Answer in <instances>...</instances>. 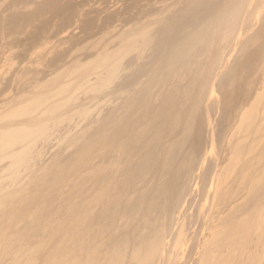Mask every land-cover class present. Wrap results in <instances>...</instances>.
<instances>
[{"label":"rangeland","instance_id":"374dc122","mask_svg":"<svg viewBox=\"0 0 264 264\" xmlns=\"http://www.w3.org/2000/svg\"><path fill=\"white\" fill-rule=\"evenodd\" d=\"M230 2H232L233 6L230 5ZM240 3H242V7H239ZM233 7H236L235 11L239 9L240 13L235 12V15ZM219 13L222 16L225 14L224 18ZM231 13L234 15L232 14L233 17L229 18ZM226 14L229 17H226ZM234 16L235 19H232ZM229 19L232 20L229 23H224L225 21H229ZM234 20L235 22H233ZM220 22L222 26L219 25ZM211 23L215 24V31H213ZM228 27L231 28L228 32L232 34L227 32L226 29ZM144 28H146V32L152 38L150 46L146 48L141 46L139 35H137L138 37L133 36ZM194 30L197 31V33L195 32L196 34L200 33L198 34L200 37L199 41H203L204 39V44L203 42L201 44L199 41H196V38L194 40L190 38ZM226 33L229 34H227V37ZM131 34L132 38H130ZM187 34L189 37L186 36ZM190 34L192 35L190 36ZM223 34L227 40L225 37L224 41L223 38L221 39ZM184 37L190 38L191 41H188ZM184 39L188 41L187 45L190 42L191 48L187 47ZM179 40H182L180 43L184 42V44L178 43ZM192 40L193 42L195 41V45L196 43L198 44L196 47L192 43ZM130 41L136 48H128ZM176 42L179 45H176ZM210 42L211 44H209ZM191 43L193 46H191ZM183 45H186V48ZM173 46L176 47L174 48L175 50L172 49ZM179 46L180 48L182 46L181 49L189 48L190 52L188 56H182L178 62L173 59V62H171L170 54L173 51L177 53V51L181 50L177 48ZM222 49L224 54L221 56L225 60L222 57L220 59L224 61L225 65L222 61L220 62L222 63V67L220 64L219 67L217 64L220 60H216L218 57L216 54ZM110 51L114 55L111 61L116 65H122H120L121 67L118 66V68H121L120 72L118 69V77L116 76V79L114 77L115 80L111 78V82L113 83H108L109 85H107L104 78L108 76V60L110 58L107 57V53ZM139 51H141V57L136 61L140 53ZM169 51L170 54H166ZM223 51L220 52L223 53ZM199 55L201 61H198L199 58L197 57ZM183 58H186V61ZM157 59H161L162 63L165 62L167 67L168 59H170L171 64L174 63L172 64L173 67L172 65L168 67L169 69L165 65L163 67L161 66V62H159L161 67L157 66ZM189 59L191 62L190 68L186 66V64L190 63ZM130 62H136L137 65L125 70ZM203 66L205 69H203ZM156 67L157 69L160 67V70L158 69L159 72H156L157 69L156 71L153 70L154 72L152 71V68ZM162 67L165 70H161ZM214 71H216V76L214 74L209 75L211 72L215 73ZM150 72L152 74H149ZM155 72L161 75V79L159 74H157L158 78L156 74L153 76ZM160 72L164 73L161 74ZM97 73H101V77L98 80L96 78ZM126 77H129L130 81L133 79L134 82L137 80L138 83L140 82L141 85H137L140 88L136 85V87L132 86L136 88L132 92L135 91L137 95L142 91L150 92L153 90L152 93H149L151 104L155 101L152 97L156 93H160L162 97L160 98L159 96V100H157V103L158 101L159 103L154 102L155 104H150L148 110L152 106L153 108L159 106L160 108L156 109L166 108L170 111L167 110L170 119L167 118L163 121L164 125H162L163 122L158 124L160 132H162L160 136L161 141L157 145L160 146L159 149L158 147H154L155 145L153 146L151 142L152 147L149 144L145 146L150 151L144 148V152H151L148 155H151L152 152H154L153 154L159 153L161 155L162 153L163 155L165 152L160 151V149L164 150L170 140V142L175 141L176 133L179 132L177 138L180 147L178 146L179 149H177L176 145L174 146L176 150L173 149L171 151L172 155L174 152L173 163L178 164L183 159L182 157L190 153L192 148L195 147L197 139L195 135L198 133V128H201V137L205 142L203 146L206 147H203V150H206V160L201 173H206L207 168V171L211 167L213 168L215 161L221 159L224 161L223 165L227 168L223 172L236 177L235 175L239 173L242 167L243 159H249V156H259L262 148H264V0H245V3L244 0H0V144L9 141L4 149H0V264H48L46 261L52 257H56L55 260H57L63 254V259L58 258V260H67L65 261L67 264L74 263V252H72L73 256H71L72 254L70 255L69 250H65L62 246L64 247L65 242L68 241L73 243L72 245L69 243L68 246H74L71 237H73L75 229L74 220L76 218L74 217L77 215L75 212L85 211L84 207L87 208L89 205L86 206L88 203L87 201L84 202V200L93 191L91 189V194H89L90 185L87 183L89 174L86 172V169L88 170L86 166L89 164L87 160L90 157L85 161L80 160L78 156L82 153L81 150L90 149V142H93L94 137L98 140L97 142L95 140V143L99 146L94 145L95 143L92 144L94 147H97V151L100 147V151L104 150L103 147L108 142L106 137L107 130L102 131V129L105 130L107 128L106 115L110 108L117 106L120 109L121 105V103L117 102V100H120L117 93L118 98L113 99V102L116 101V103L111 102L110 105L113 104L109 107L107 93L112 90L115 91V89L119 91V85L123 83ZM156 80H161L162 84ZM134 82L132 81V84ZM156 82H159V84L155 85ZM211 83H213L212 86L210 85ZM150 84H154L156 87ZM149 87L151 90H148ZM154 87L156 89H152ZM207 88L210 89V92L206 90ZM142 94H139V97H142ZM202 94L206 96L204 97ZM143 95L148 98L147 92ZM199 95L200 97H198ZM145 101L144 106L149 102L147 99ZM115 110L117 111L118 109ZM121 110H118L119 115L125 114L123 117L130 115L128 114L130 111ZM143 110V112L149 113L147 108ZM179 110L181 112H178ZM139 114L142 115L143 113L136 112V115ZM176 114L180 116L176 120L177 123L173 121L175 122L174 125L169 124L175 116L177 118ZM186 115L188 116L186 117ZM32 119L34 122H32ZM105 121L107 123L103 125ZM22 123L26 124V126L7 130L8 127ZM120 124L122 123H117L118 126ZM175 129L176 131H174ZM254 130L256 133H254ZM45 131L48 134H44ZM103 132L106 134L104 135ZM96 133L100 134H97V136ZM170 134H172L171 137ZM100 135L102 139L99 138ZM150 135L147 134V137L145 136L147 140L151 139ZM231 135L232 137H230ZM248 135L252 139H255V143L250 144L249 138L246 139ZM180 137H183L182 140H185L182 141ZM179 139L183 142L182 144L179 142ZM101 140L105 141L102 143ZM237 141H239V146L233 147L232 151L231 148ZM101 144L105 145L102 146ZM163 144L166 145L164 148ZM249 145H253L251 149L248 148ZM86 146L89 147L87 148ZM11 148L18 149V152L12 157H5L4 154L6 155ZM231 152L232 157L230 156ZM90 153L91 151L89 155ZM148 155L147 161L149 162L147 163L142 158V154L134 156V163L137 165L142 164L141 167L145 166V176H148H146V182L148 180L147 191L145 190V195H142L144 198L146 197V200L138 192H135L141 187L140 183L135 186L136 188H131V191L129 190L130 192L134 191L129 198L131 200L127 197V200L130 202L123 199L125 201H122L121 205L119 204L120 206L118 205V208L115 210L116 212L114 211L115 208L113 209L115 212L114 217L117 218L115 219V223H113L115 225L111 226V229L113 231L117 227L116 231H113L116 234L112 233L111 236L108 231L102 235L99 240L100 246L97 249L101 256L103 255L104 247L106 249L108 246L106 244H110L111 242L107 238L109 237L107 235L112 237H110L112 241L117 242V239L122 237V234L128 233V231L129 233L132 232L137 224L143 222L145 208H150L151 206L148 199H155L156 196L159 197L157 185L155 186L156 181L154 180L153 185V180L151 179L155 173H160L161 175V165H159L160 162L152 159V157L156 158L158 155ZM162 155L161 157H163ZM28 157H31L28 165L17 168L18 159L26 158L27 161ZM167 157L164 155L163 158ZM77 159L81 161L82 166L79 165L81 163ZM238 159L240 160L239 162H237ZM100 160L102 159H98V161ZM262 162L264 163V161ZM73 163L74 165H72ZM177 164L172 166L176 168ZM258 165L250 172L254 187L252 196L254 198H252V205L253 207L255 206V209L253 208L254 215L255 212H258L257 209L261 210V207L264 208V202H261L263 198L259 199L260 193L262 194V191H264V172L262 171L264 167ZM88 166L90 167V165ZM153 166L157 169L159 168V170L155 169V171ZM261 167L263 168L261 169ZM171 170L173 169L171 168ZM171 170L170 173H172ZM233 170L235 172L231 173ZM74 171L77 174H81L75 175ZM175 171L173 170V172ZM86 175L87 178H85ZM103 176L101 175L100 178ZM133 176L134 180L139 177L135 173ZM157 176L155 179L158 178ZM232 177L229 180L231 182L233 180ZM166 178L165 180L168 181L170 176ZM78 181H80V184L83 181L84 186L81 185V187L85 191L78 188L80 186V184L78 186ZM149 181L151 182L149 183ZM179 184H181V181ZM155 187L158 194L155 193L154 195L155 190L152 189ZM199 187L202 188V184ZM230 188L235 190V186H231ZM81 190L84 192L88 191V194L83 193ZM74 193L77 195L75 196ZM152 193L153 197H151ZM80 194L83 196L85 194L88 197L84 196L85 198L83 199ZM138 195H140L143 202L141 199L138 202ZM157 197L156 199L159 200L160 197ZM156 199L155 201H157ZM78 201H82L83 204L80 202V205L83 206L77 205ZM125 202L126 204L128 203V208L133 210L130 211L133 218H130V223L126 226L127 218L125 217L129 209L125 207ZM208 202H204L201 197L193 200L188 205L190 206L188 211H190L189 213L187 212L189 215L186 217V220L192 215L188 221H191L193 218H195V220L193 219L194 222L198 221L202 215L200 213L199 216L198 212H202V210L205 212L208 209L207 207H209ZM129 203L131 204L129 205ZM76 207H80V209L78 208L79 210L77 211ZM96 208L91 212V215H94L92 213L95 212V217L90 215L92 217L91 220L88 217L84 220V223L100 219L98 218L100 210L98 207ZM140 208L141 210L139 211ZM135 210L136 212H134ZM148 213L151 215V212ZM149 214L146 213L145 215ZM238 215L240 213L236 214V216ZM240 217L238 216V219ZM255 217L252 223L254 226H251L253 231H250V233L253 232L250 238L252 242L248 243V249H245V246L241 247L239 245L234 264H238V262L239 264H264V224L260 231L257 230L259 222ZM93 218L96 219L92 221ZM101 220H99L100 222L97 221V223H102ZM108 221H106V224ZM193 221L192 224L198 227L200 223L194 224ZM190 227L192 226L190 225ZM190 229L189 227L187 228V236L184 238L187 242L183 240L186 245L182 243L183 248L181 247V252L180 248H178L179 252L176 251L174 253V249L172 253V255L176 254V256H179L178 253H180L181 257L183 255V259H186L187 263L180 256L182 261L175 256L180 262H184L181 264H197L198 259L195 260L196 258L194 259V257L200 255L198 254L199 252L201 253L200 250L196 251L195 256L194 250L196 247L192 248L196 242L193 233L197 228L194 230ZM113 235L117 236V238L115 237L116 240L115 238L113 240ZM238 243L241 244V241ZM65 248H68L67 245ZM61 249L68 251L70 256ZM5 251L8 252L5 254ZM182 251L185 254H182ZM191 252L194 254H191ZM65 253L68 256L67 258ZM3 254L5 255L3 256ZM44 255L49 259H45ZM199 257L201 255L197 258ZM53 258L52 260L55 261ZM242 259L245 260L243 261ZM192 260L196 261V263ZM236 260L238 261L236 262ZM174 262L175 264L180 263L178 260H174Z\"/></svg>","mask_w":264,"mask_h":264},{"label":"bare ground","instance_id":"6f19581e","mask_svg":"<svg viewBox=\"0 0 264 264\" xmlns=\"http://www.w3.org/2000/svg\"><path fill=\"white\" fill-rule=\"evenodd\" d=\"M230 3H231L230 5H232V2H230ZM244 3H245V0H244ZM241 4L242 3H240L239 7L241 6ZM228 7H231V6H228ZM235 9H236V7L234 8V11H233L234 14H235V12L236 13L237 12L240 13L239 9H238V11H235ZM227 10H228V8H227ZM233 13H231V15ZM219 15H221V13H219ZM231 15L229 17L228 14H226V17L227 16L229 18L233 17V15L232 16ZM224 16H225V14H224ZM224 16H222V17L224 18ZM226 19H228V18H226ZM232 19H235V16ZM231 20L230 19H229V21H225L224 20L225 21L224 23H226V22L229 23ZM233 22H235V20ZM211 24L213 25V23H211ZM219 25H221V22H220ZM225 25H227V24H225ZM216 27L218 28V26H216ZM148 28H147V31H148ZM230 29L231 28L228 27V29H226L227 32L230 31ZM233 30H232V32L235 31V30L234 31ZM213 31H215V24L213 25ZM195 32L197 33V31L194 30V33ZM208 32H205V33H208ZM191 33H193V32H191ZM194 33H193V35H194ZM196 33L194 35L195 37L192 34H190V36L191 35L193 36V37L191 36L190 38H193V40H194V38H196V41H199L200 37H199L198 34H200V33H198V34H196ZM228 33H231V32H228ZM228 33H226V37L229 35ZM203 34H204V31H203ZM203 34H201V35H203ZM224 34L221 37V39L223 38V41L226 38ZM137 35H139V37L141 38V46L143 48H146V47L150 46V44L152 42V38H151V36H149L148 32H146V28H144V29L140 30L139 32H137V34L135 33V35H133V36L138 37ZM130 36H131L130 38H132V34ZM186 36H188V34ZM208 36H210V35H208ZM126 38H128V37H126ZM184 38H187V37H184ZM190 38H187L188 41H191ZM204 38H206V37H204ZM230 38H232V37H230ZM212 39H211V41H212ZM193 40H192V43L194 44L195 41L193 42ZM201 40H202V37H201ZM219 40H220V38H219ZM226 40H227V38H226ZM181 41L179 40L178 43H180ZM188 41L185 40V44L186 45H187ZM199 42L201 44L203 42V44H204V39H203V41H199ZM178 43L176 42V45H179ZM192 43H191V46H193ZM180 44H184V42H182ZM209 44H211V42ZM186 45H183V47L186 48ZM197 45L198 44L196 43L195 47ZM134 47H135L134 44L130 41V43L128 44V48L129 49H131V48L133 49ZM187 47H190V42L188 43ZM168 48L170 49V47H168ZM174 48H176V47L173 46L172 49H174ZM177 48H180V46L177 47ZM181 48H182V46H181ZM183 49L177 51V53H175L173 51L170 54V51H172V50H170L169 53H166L168 55L170 54V56H171L170 57L171 60L168 59V62H170V61L173 62V60L174 61L176 60V62H178L182 56H186V55L188 56V53L190 52V50H188L189 48L188 49H184V50ZM192 49H191V51H192ZM206 50H207V48H206ZM194 51H195V48H194ZM220 51H223V49L220 50ZM220 51H219V53L216 54L218 56L216 60H220L217 65H219V64L221 65L222 63H220V62L223 61L220 58L223 56L224 51H223V53L220 52ZM139 52L140 53L138 54L136 61L139 60L140 57H141V51H139ZM201 53L203 54L204 52H201ZM107 54H108L107 57L110 58L108 60V76L106 78H104V79H105V83H107V85H109V84L113 83V82H111V78H113L112 80H115L116 76L118 77L117 72H118V69H119V72H120V69H121L120 65H122V64L116 65L113 61H111L112 60L111 58L114 57V55L112 54V51H110ZM168 55H167V58H168ZM199 57H200V55L197 58H199ZM201 57H202V55H201ZM185 59L183 58L184 61H186ZM200 59L201 58H199L198 61H201ZM222 59H224V58L222 57ZM160 60L157 59V61H158V62H156L157 66L159 65V62H161ZM168 62H167L168 67L171 66L172 64H174V63L171 64V62L170 63H168ZM189 62H190V59H189ZM156 63H155V65H156ZM163 63H165V62H163ZM163 63L161 64V66H163V67H164V65L166 66V63L165 64H163ZM182 63H188V62H182ZM198 63H200V62H198ZM223 64L225 65L224 61H223ZM136 65H137L136 62L135 63L134 62L133 63L130 62L128 64V66L125 68V70H128L130 67L133 68ZM190 65H191V62L189 64H186V66H188L189 68H190ZM220 65H219V67H220ZM118 66H120V67L118 68ZM160 67H158L159 70H160ZM163 67H162L161 70H165V69H163ZM172 67H173V65H172ZM172 67H170V68H172ZM221 67H222V65H221ZM167 68H166V70H167ZM211 68H213V67H211ZM123 69H124V67H123ZM156 69H157V67L154 68V69L152 68V71L153 70L156 71ZM158 69H157L156 72H159ZM203 69H205V67ZM203 69L201 68V70H203ZM216 70H218V69H216ZM151 72L149 74H152ZM156 72L153 73V76L155 74L156 75L159 74V73H156ZM214 72L215 73H213V72L209 73V75H212V74L215 75L216 71H214ZM218 72H219V70H218ZM160 73L163 74L164 72L163 73L160 72ZM100 77H101V73H97V77H96L97 80ZM114 77H115V79H114ZM129 77H130V75H129ZM129 77L124 78L123 83H121L119 85V87H120L119 91H116V89H115V91L112 90L113 92L111 91V92L107 93V98H108V101H109V107L112 106V104L114 102L116 103V101L113 102V99L118 98L117 97L118 95H119V99L121 100V102H120V100L119 101L117 100V102L121 103V105H120V109L117 108V106H114V107L110 108V110L108 109L109 111H108V113L106 115L108 123L105 121V123L103 124V125H106V123H107V125H106L107 128L105 126H103L106 129L105 130L102 129V131H106L107 130L106 137H107V141L108 142H106L107 144L105 143L106 146L103 147L104 150L102 149L103 151H100L101 150V147H100V149L98 148L99 149L98 150L99 153H98L97 147L99 145L97 146V144L95 143V140H96V142L98 140L94 137V140L91 139V138L90 139L93 140L92 143H95L94 145H96L97 147H94V145L90 142L91 146L90 145H89L90 147L88 146L90 149H87V150L85 149L84 151L81 150L82 153L78 156V158H80V160H85V161L90 157L89 160H87V161H89L88 165H90V167L88 165L86 166L88 168V170L86 169V172L89 174V178H87L88 174L85 176V178L89 179V180H87L88 181L87 183H89L88 185H90V188L87 186L90 189V190L88 189L89 190V194H91L90 192L92 190L93 191H92V194L89 197L84 194V196L88 197V198H86L84 200V202L87 201L88 204H86V206L89 205L87 208L84 207L85 211L83 209H82L83 211H78L80 209V207L83 206V205H80V202H82L83 199L85 198L82 194H80V195H82L83 199L80 202L78 201L77 205L80 206V207H78L79 209L76 207L78 213L75 212L77 215H75L76 217H74V218H76L75 220H77V221L74 220V222H75L74 228L75 229L73 231L74 232L73 237H71V240L73 239L74 246H70L73 243H70L68 241V242H65L64 247L62 246V248H64L65 250H69L70 255L72 254V252H74L73 253L74 254V263L73 264H173V263L175 264L174 260H178V262H180V260L182 261L183 255L181 257L180 253H178L179 256L182 258L181 259L178 255L176 256V254L172 255V253L174 252V249H175L174 253H176V251L179 252L177 250L178 248H180L179 250L181 252L182 243L187 242L184 238H185V236H187L186 235L187 231H188L187 228L189 227V230H191L190 228H192L193 230L196 229V228L197 229L199 228V230L197 231V229H196V231L194 233H193V230H192L193 236L196 239V240L194 239L196 242L193 240V242H195L194 243L195 246L193 245V247H192L193 249H194V247L197 248V250H196V248L194 250L195 251V256H196V251L197 252L199 250L201 251V253L200 252L198 253V254L201 255V257L197 258L198 256H200L198 254H197L198 256L194 257V259L196 258L195 260L198 259L197 260V262H198L197 264H234L235 263V258H237V251L239 249V245H241V247L245 246V249H248L247 245H248V243H250V241H251V239H250L251 238V233H253V232L250 233V231L251 230L253 231L252 227L254 225L252 223L255 220L254 217L256 216L255 218H257L256 220H258V222H259L257 230L260 231L262 225L264 224V208L261 207V205H260L261 210L257 209L258 212H255V215H254L255 206L253 207V205H252V201L254 199L252 197L253 196V191H254L253 188L254 187H253V179L250 176V172L252 170H254V167H256V165H258L259 163L264 161V148H262V152H261V154L259 156H255V157L254 156L253 157L249 156V159H243L242 167H241L239 173L237 175H235L236 177L233 176L234 178L231 176V174H226V173L223 172V170L225 171L227 168H225V165H223L224 161H222L221 159L220 160H216L215 164H213L214 165L213 168L211 167V169H209L208 171H207V169H208L207 168L206 169V173L202 174L201 170L204 167V162L206 160V150H203V147H204L203 143H205V142L203 141V139L201 137V128H198V124H197V128H198L197 132L198 133L195 135V137L197 136L196 145L193 143L195 145V147L192 148L190 153H188L187 155L182 157L183 159L181 158L182 160H180L178 164L174 162L175 164H177L176 168H174V166H175V164L173 163V161H174L173 160L174 152H173V155H172L171 151L173 149L176 150L175 147H174L176 145H177L176 147H178V146L180 147V145L178 144V138H177V135H178L179 132L176 133L177 134L176 137L174 136L177 139V141L174 138L175 141L170 142L171 140L169 139L170 141L168 142L169 144H167V147H165L166 146V145H164L165 143L163 144V148L165 147L164 150L162 148L160 149V151L162 150V152L163 151L165 152L163 155L158 150L160 146H157L160 143V141H161L160 140L161 139L160 136L162 134V132H160V127H158V124L162 123L163 121H165L167 118L170 117V115H168V111L169 110L166 109V108L165 109H156V108H160L159 106L155 107V108H153V106H152V108H150L148 110V108L150 107L149 105L151 104V102H150L151 100L149 101V99H151L149 93H152L153 90H151L150 87H149L148 90H151L150 92H148V91H144L143 92L142 91L143 94L145 92H147L148 98H146L147 97V96L145 97L146 94L143 95L142 92L139 93V94H142V97H139V94L137 95V94H135V91L134 92H132V91L134 89H136L135 87L137 85H141V84H140V82L139 83L137 82L138 80L134 82V80L131 79V81H130ZM138 77H139V75H138ZM138 77H137V79H138ZM156 77L158 78V75ZM159 77L161 79V75ZM211 78H212V76H211ZM206 80H208V79H206ZM132 81L134 82V84H132ZM148 81H150V80H148ZM156 81L160 82L161 80H156ZM159 82L158 83L156 82L155 85L159 84ZM105 83L103 82V84H105ZM147 83L149 84V82H147ZM150 83H152V82H150ZM204 84H206V83H204ZM212 84L213 83H211L210 85L212 86ZM133 85L134 86L136 85V86L132 87ZM144 85H146V84H144ZM152 85H154V84H152ZM163 85H164V83H163ZM137 87H139V86H137ZM144 87H146V86H144ZM155 87L152 88V89H156ZM202 88H204V87L202 86ZM208 88H210V87H208ZM208 88L206 89L207 91H209L211 89V88L210 89H208ZM142 89H143V87H142ZM207 91H205V92L207 93ZM117 93H118V95H117ZM206 93H204V94H206ZM154 94H155V92H154ZM204 94H202V95L204 96ZM120 95L122 96V98H121ZM200 95L198 97H200ZM159 96H160V98L162 97L160 95V93L158 92L152 97L153 100H155L154 101L155 103H157V100H159ZM207 97H208V95H207ZM145 98L149 101L148 104L145 105L146 107L143 105L144 102H146ZM111 102H113V103L110 105ZM158 103H159V101H158ZM118 106H119V104H118ZM143 106H144V108H143ZM170 107H171V105H170ZM145 108H147V111H149V113L143 112L144 111L143 109H145ZM115 109L128 110L127 112L130 111L128 113L130 115L129 116L126 115L127 117H123V116H125V114L122 115L120 113L121 115H119L118 114L119 111L118 110L116 111ZM178 109H180V108H178ZM122 112H124V111H122ZM127 112H125V113H127ZM136 112L143 113V114L142 115H140V114L136 115ZM178 112H181V111L179 110ZM178 114H176L177 118H176V116L174 117V119L176 118L175 120L172 119V122L173 121L176 122V120H178V118L180 117ZM134 116H136V117H134ZM187 116L188 115H186V117ZM32 122H34L33 119H32ZM120 122L122 124H120L121 126L120 125L118 126L117 123L119 124ZM172 122H169V124H173L174 125L175 122H173V123ZM179 123H180V121H179ZM169 124H166V125H169ZM184 124H186V123H184ZM139 125H141V126H139ZM162 125H164V122H163ZM21 126L22 127L26 126V124L22 123V124H19V125L11 126V127H8L7 130L13 129L15 127H21ZM182 127H184V126H182ZM167 128H169V127H167ZM99 130H98V132H99ZM185 130H188V129H185ZM257 130H259V129H257ZM136 131H137V133H136ZM174 131H176V129ZM174 131L172 130V132H174ZM163 132H164V130H163ZM184 132H186V131H184ZM106 133L103 132L104 135ZM152 133L155 134V135L153 134L154 135L153 139H152V137H153ZM254 133H256L255 130H254ZM44 134H48L47 131H45ZM97 134H100V133H96V135ZM147 134H151L152 135V137L150 135L151 139H148V140L146 139V137H147L146 135ZM231 134H233V133H231ZM171 135L172 134H170V137H171ZM103 137H105V136H103ZM230 137H232V135ZM250 137H251L250 135H248V137H246V139L249 138L250 144L255 143V139L254 138L252 139V137L250 139ZM99 138L102 139L101 135L99 136ZM180 138L182 140L183 137H180ZM144 139H146V140H144ZM183 140H185V139H183ZM104 141H102V143ZM8 142L9 141H7V142H5L3 144H0V149H4L8 145ZM99 142H98V144H100ZM151 142L153 143V146L155 145L154 147H158L157 150L161 153V155L163 157H164V155H165V157H167V155H169V157L171 158V159L169 157L163 158V157H161V155L158 152L157 153L159 155L158 154H153L154 152H152V154L154 156L158 155V156L161 157V159H160L161 161L158 160L160 158V157L158 158V156H156L157 159L152 157V159H155L156 161L160 162L159 165H161L160 169H161L162 173H161V175L158 172H157L158 174L155 173L156 176L158 175L157 176L158 178L155 179L156 176L154 175V177H152V179H151V180H153V185H154L155 181H156V183L158 182L157 184L155 183V186L157 185L156 187H157L158 190L156 189V187L154 189H152V190H155L154 195H155V193L158 194V192H159V197L160 198L156 196L157 198H159V200H157L156 197L154 196L157 201H155L154 198L153 199L150 198L151 201L148 199L149 204L151 203L150 204L151 206H150V208H145L144 212H146V211L151 212V215L148 212H146V213L149 214V215H145L146 213L143 212V214H144L143 215V217H144L143 218V222L142 223L139 222L140 224H137V226L134 227V230H132V232L129 233V231H128V233L122 234L121 235L122 237L118 236L120 239L118 238L117 242L116 241L114 242L111 239L112 238L111 234L112 233L116 234L113 231H116L117 227L115 226L116 228L114 227L115 229H113V231H112L111 226L113 227V225H115L113 223H115V219L117 217L115 218L114 216H115V212H116L115 210L118 208V205L122 201H125L123 199L127 200V197L129 199L132 196V193L134 192V191L130 192L132 190L131 188H133V189L136 188L135 186H137L140 183H141V185H140L141 187L139 189H137V190L135 189L136 190L135 192H138L141 195V197H143L142 195H145L144 192H145V190L147 188V182H148V180L146 182V179H147L148 176L147 175H146L147 177L145 176V171H144V167L145 166L141 167L142 164H138L137 165V164L134 163V156L142 154V158L146 160L145 163L149 162V161H147V158H148L147 155L150 154L151 152H148L147 150L149 148H145V146L147 144H149L150 147H152L151 144H150ZM179 142L181 144L183 143V142L180 141V139H179ZM105 144H101V145L103 146ZM237 146H239V141H237L235 143V145L232 146V148H231L232 151H233V147L236 148ZM251 146H253V145H249L248 148L251 149ZM147 147H149V146H147ZM179 147L177 149H179ZM144 148L147 149L146 151L148 153L144 152L145 151ZM204 148H206V147H204ZM143 149H144V151H143ZM90 151H91V153L89 155ZM149 151H150V149H149ZM17 152H18V149L11 148L6 155L4 154V156L5 157H12V156L16 155ZM249 152H250V150H249ZM151 155H148V156H151ZM230 156L232 157V152L230 153ZM99 157L102 160L98 161V159H100ZM30 158L28 157L27 161H26V158L25 159L24 158L18 159L17 168L20 167V166L28 165V162L30 161ZM77 160H79V159H77ZM80 160H79V163H81ZM75 161H73V162H75ZM239 161L240 160L238 159L237 162H239ZM158 162H156V163L158 164ZM150 163H153V162H150ZM226 164H229V163H226ZM72 165H74V163ZM79 165L82 166V163L79 164ZM172 165H174V166H172ZM259 165L260 166L262 165L264 167V163L263 162L261 164H259ZM170 166H171V168L174 171L175 170L176 171L173 172V170H171ZM77 167H78V165H77ZM150 167H151V164H150ZM153 167H154V170L157 169V168H155V166H153ZM226 167H227V165H226ZM263 167H261V169ZM157 170H159V168ZM170 170L172 171V173H170ZM234 170L231 173H234L235 172ZM262 171L264 172L263 169H262ZM207 172H208V174H207ZM59 173H61V172H59ZM75 173L76 172L74 171V174ZM134 173H135V175H139V177L136 176L137 177V179L135 178L136 181L134 180V176H133ZM79 174H81V173H78V174L76 173L75 175H79ZM101 175H104V176L102 178H100ZM59 176H61V175L59 174ZM167 176H170V178H169L170 181L168 180L169 183H167L168 181L165 180V179H167L166 178ZM263 176H264V174H263ZM144 177H145V179H144ZM231 177L233 179V180L231 179L232 182L229 181ZM263 179H264V177H263ZM83 181L81 182L82 184H80V181H78L79 182L78 186L80 184V186L78 188L84 190V188L81 187V185L84 186ZM180 181H181V184H179ZM150 182L151 181H149V183ZM200 182L202 184V188L199 187L201 185ZM230 185L231 186H235V190L234 189L232 190V188H230L231 187ZM80 189H78V191H80ZM230 189H231V191H230ZM83 190H81V191H83ZM156 190L158 192H156ZM238 190H240L241 192L238 191ZM84 191H83V193H87L88 194V191L87 192H84ZM234 191H236V192H234ZM262 192L263 193L262 194L260 193V196H259L260 200L262 198L264 200V191H262ZM75 193H76V191H75ZM76 195L77 194H75V196ZM140 195H138V197H137V198H139L138 202L141 199ZM151 195H152L151 197H153V193ZM82 197H80V198H82ZM200 197H201V199L204 200V202L209 201L208 202L209 203V207H207L208 209H206L205 212L202 210L203 213L201 211L198 212L199 216H200V213L202 214L201 217L198 216L199 217V220L197 219L198 221L194 222L193 219L195 220V218H193L191 221H188L189 218L191 219L192 215H190L191 217L189 216L188 220H186V217H188V215H189L188 213L190 211V210L188 211V209L190 207L188 205H190V203H192L193 200H195L196 198L199 199ZM144 199L146 200V197ZM129 200H131V199H129ZM129 200H127V201L130 202ZM258 200H257V202H258ZM260 200H259V202H260ZM263 200H261V202H264ZM141 201L143 202L142 199H141ZM195 203H196V201H195ZM82 204H83V202H82ZM130 204L131 203H129V205ZM125 205H126L125 207H127V209H129L128 208L129 206H127L128 203L126 204V202H125ZM136 205H137V203H136ZM263 205H264V203H263ZM138 206H139V204H138ZM96 207H98L99 210H100L99 211L100 213L98 215L99 217L96 215L100 219L95 220L96 223H94L95 221H93V220L96 219L97 217L92 219L93 222H90L89 220H87L89 222L84 223V220L87 219L88 217H90L91 212L94 211ZM132 208H134V207H132ZM113 209H114L115 212L113 211ZM146 209H148V210H146ZM96 210H98V209L96 208ZM140 210H141V208L139 209V211ZM75 211H76V209H75ZM111 211H113V212H111ZM130 211H133V210H130V209H129V211L127 210V213H126L127 216L125 215L126 216L125 218H127V222L125 223V226L128 225L130 223V220L133 218V216L131 215ZM134 212H136V210ZM238 213H240V215H238V216H241L239 219H238V216H236V214H238ZM92 214H94V215H91V216L95 217V212L92 213ZM71 215L73 216V214H71ZM196 217H197V215H196ZM91 218L92 217H90V220H91ZM99 220H101V222L103 224L102 223L98 224L97 221H99ZM60 221H61V219H60ZM106 221H108L107 224H106ZM187 221H188L189 224L187 223ZM192 221H193L194 224H198V223H200V224L197 227L196 225L192 224ZM64 223H65V221H64ZM38 225H41V224H38ZM190 225L192 227H190ZM37 227H39V226H37ZM110 231H112V232H110ZM106 232L110 233L111 236L107 235V236H109L107 238L110 239L111 242H110V244H106L105 243L106 246L107 245L108 246H107L106 249L104 247L105 250L103 249V255L101 256V254H99V251L97 249L100 246L99 245V240L101 239L102 235L104 233H106ZM189 236H191V235H189ZM115 237L117 238V236L113 235V240H114ZM116 238H115V240H116ZM238 238H239V240H238ZM108 239H107V241H108ZM189 239H190V237H189ZM183 240L185 242H183ZM240 241H241V244L238 243ZM4 242H5V240H4ZM69 243H70V245L68 246ZM61 244L63 245L62 242H61ZM66 245H67L68 248H65ZM183 245H186V243L183 244ZM62 251H64V250H62ZM7 252L8 251H5V254ZM64 252L68 253V251H64ZM182 252H183L182 254H185L184 251H182ZM3 253H4V251H3ZM192 253L193 252H191V254ZM5 254H3V256ZM61 254H63V253H61ZM73 254L71 256H73ZM68 255H69V253H68ZM62 256H60V257L63 259ZM65 256H66V253H65ZM175 256L177 258H179L180 260L176 259ZM189 256H187V257H189ZM49 257H50V255H49ZM67 257L68 256H66V258ZM1 258H2V256H1ZM44 258L46 259L47 257H45V255H44ZM52 258L51 259L47 258V259H49L51 261L48 260L46 262L48 264H67V262H65L67 260H65V261L64 260H62V261L58 260L59 257L57 258V260H55V258H56L55 257V258H53L55 261H53ZM61 258H59V259H61ZM189 258L191 259V256ZM190 259H189V261H190ZM247 260H249V259H247ZM192 261L194 263H196V261H194V260H192ZM237 261L238 260H236V262ZM176 263H177V261H176ZM181 263H184V262H180L178 264H181ZM240 263H241V261H240ZM238 264H239V262H238Z\"/></svg>","mask_w":264,"mask_h":264}]
</instances>
